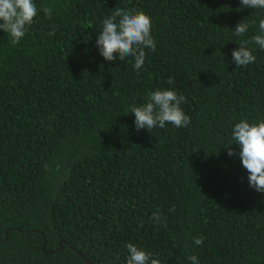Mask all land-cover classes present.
Wrapping results in <instances>:
<instances>
[{"label":"trees","instance_id":"16d2710c","mask_svg":"<svg viewBox=\"0 0 264 264\" xmlns=\"http://www.w3.org/2000/svg\"><path fill=\"white\" fill-rule=\"evenodd\" d=\"M34 3L19 43L0 30V264H127L128 243L161 264H191L192 255L264 264V193L250 186L239 145L237 155L226 149L236 123L264 120V50L249 44L256 60L246 67L232 58L240 40L260 34L264 9L240 0ZM117 7L152 20L156 50L145 49L138 72L134 57L108 62L96 46ZM245 19L249 31L234 36ZM158 89L186 97L188 127L136 129L131 106ZM157 209L167 228L152 219Z\"/></svg>","mask_w":264,"mask_h":264},{"label":"clouds","instance_id":"9594fccd","mask_svg":"<svg viewBox=\"0 0 264 264\" xmlns=\"http://www.w3.org/2000/svg\"><path fill=\"white\" fill-rule=\"evenodd\" d=\"M243 8L264 9V0H240ZM44 15L51 20L52 8L43 6ZM38 15V8L34 0H0V30L7 33L11 38V43L17 44L25 36L27 26H31L34 18ZM117 18L119 20L117 21ZM253 21V26L255 25ZM55 29V25L51 26ZM250 25L246 19L239 22L233 32L234 36L241 37L249 31ZM260 34L254 35L250 40H240L239 47L232 52L233 62L237 66L246 67L254 63L256 56L248 47L249 44H256L264 50V19L259 20ZM49 36H54L55 31H50ZM96 46L100 55L108 62L115 61L117 55L120 60L127 57H134V69L138 72L145 63V49L156 50V41L152 36L151 17L142 10L115 8L112 15L104 19L102 31L98 35ZM169 84L174 83V78L170 77ZM187 99L183 95H178L174 90H156L151 93L148 100L136 106H131V113L135 116V126L139 131L147 129L150 131L156 127L165 128L170 123L176 128L188 127L191 117L186 115L181 108V104ZM232 140L228 150V155H237L232 150L233 144L239 145V158L243 167L249 173L248 180L250 186L259 193H264V120L259 122H249L242 119L232 128ZM175 207L171 209L175 212ZM152 219L167 228V221L157 209ZM197 246L203 245V237L194 240ZM129 255L127 264H161L159 259H153L152 254L142 250L132 243L126 244ZM191 264H199L195 255L189 256Z\"/></svg>","mask_w":264,"mask_h":264},{"label":"water","instance_id":"95a60500","mask_svg":"<svg viewBox=\"0 0 264 264\" xmlns=\"http://www.w3.org/2000/svg\"><path fill=\"white\" fill-rule=\"evenodd\" d=\"M44 247H45V239L43 238V244H42V246H41V251H43L44 252ZM61 249V248H60ZM78 253V252H77ZM79 254V253H78ZM80 255V254H79ZM82 258H83V256L82 255H80ZM84 261L86 262V263H88V264H94L93 262H91L90 260H88V259H84Z\"/></svg>","mask_w":264,"mask_h":264}]
</instances>
